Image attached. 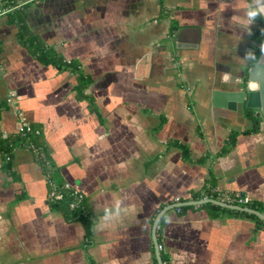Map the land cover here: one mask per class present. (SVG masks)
Returning <instances> with one entry per match:
<instances>
[{
    "label": "crops",
    "instance_id": "1",
    "mask_svg": "<svg viewBox=\"0 0 264 264\" xmlns=\"http://www.w3.org/2000/svg\"><path fill=\"white\" fill-rule=\"evenodd\" d=\"M251 3L0 0L15 7L0 16L1 131L18 132L21 114L40 128L57 179L85 192L95 218L87 241L84 224L49 200L33 151L17 148L8 163L0 150V264H160V215L163 264H264V228L252 218L164 211L219 190L264 206V120L245 103L234 110L214 99L243 90L264 54L263 45L254 61L264 16L249 26ZM29 37L77 70L42 63ZM248 109L261 120L255 133L244 132ZM118 201L128 210L102 225Z\"/></svg>",
    "mask_w": 264,
    "mask_h": 264
},
{
    "label": "trees",
    "instance_id": "2",
    "mask_svg": "<svg viewBox=\"0 0 264 264\" xmlns=\"http://www.w3.org/2000/svg\"><path fill=\"white\" fill-rule=\"evenodd\" d=\"M255 41H256V49H255V57L254 61L256 62L262 52V47L264 45V27L261 29L255 30L253 34ZM25 39V37H24ZM27 45L31 47V50L33 53L36 55V57L44 64H53L56 65L60 68H70L72 71L77 70V66L75 65V62L72 61L70 64L66 63L62 57H59L57 54H55L51 49L45 47L42 45L37 38L35 37H29L27 40ZM87 82L83 81L81 84L78 86L79 87V97H83L82 93L84 91V88L86 87ZM7 106L6 104H0V122H1V117H2V112L4 109H6ZM247 117L251 120V126L244 130L245 133H255L260 129V117L257 114H254L250 109L247 110L246 113ZM34 126V125H33ZM37 128L36 126H34ZM237 132L233 131L231 135L229 136L227 143L225 147L220 151L221 153H226L229 151L230 147H232L237 138ZM29 142H34L36 145L42 146L43 147V155L39 152L33 151L37 159L40 161V163L44 166L46 174L51 175L54 177L58 183H62L59 181L56 177L55 169L52 166V159L50 157V154L47 151V148L45 144L41 141V134L36 135L34 133H23V130H19L18 132L14 133H8L5 134L1 131L0 128V150L2 152L4 160H6L7 156H14V149L15 148H21L26 146ZM175 144H177L175 142ZM179 147L182 149L184 156L187 155L188 149L185 147L183 144H178ZM187 157V156H186ZM7 161V160H6ZM8 163L10 161H7ZM209 190V189H208ZM211 190V189H210ZM212 191H208V193L205 191V193H199V192H193L191 195V199L193 200H200L204 198L205 196H208L210 198L217 199L219 198L216 193H212ZM190 198L184 199L183 201H189ZM54 205L58 208H62L64 210H67L68 216L76 221H81L84 224L85 230H86V237L87 241L91 240L92 234H93V226L95 224V218L92 216V214L88 211L87 207L85 209H71L69 207V204L67 201H62V202H53ZM244 206V205H243ZM250 208L256 209L262 213H264V206L260 204L259 202H250L249 204L245 205ZM193 207H206L209 209H213L215 213L213 216H219L221 213L225 212H232L234 214H237L239 216H244L248 218H252L255 220L256 223V229H261L264 228V220H262L260 217L256 216L255 214H251L248 212L240 211V210H234L231 208L223 207L221 205L212 203V202H207L204 204H201L199 206H194V205H184L181 206L179 209V213L185 212L187 209L193 208ZM162 229V225L160 224V228L158 231ZM157 231V232H158ZM162 259L163 261H166V256L161 252ZM166 264V262H165Z\"/></svg>",
    "mask_w": 264,
    "mask_h": 264
},
{
    "label": "built area",
    "instance_id": "3",
    "mask_svg": "<svg viewBox=\"0 0 264 264\" xmlns=\"http://www.w3.org/2000/svg\"><path fill=\"white\" fill-rule=\"evenodd\" d=\"M15 7L13 6H7L5 8L0 9V16L8 13L9 11L14 10ZM66 63L70 64L73 60H64ZM13 99V94L9 96L7 99L8 102H11ZM23 114H21V129L23 130V133H34L36 135H40L42 133L40 128H35L32 123L26 121L23 117ZM8 134V133H5ZM24 148H27L28 150L39 152L43 155V147L36 145L34 142H29ZM17 148L14 149V152ZM13 156H7L6 160L11 161ZM47 184L49 186L48 191V198L52 202H62L67 201L69 204V207L71 209H85L87 207L88 198L85 192H83L80 188H78L76 185L71 184L70 182L64 181L62 183H58L57 180L52 177L51 175L46 176ZM218 199L222 202L228 203V204H235V205H247L251 202V199L248 196H243L240 192H229V191H221L218 192ZM204 198H210L208 196H205ZM176 202H180L181 198H176ZM180 207H176V211L179 212ZM160 228V224L157 227V230ZM163 245L159 244V250H163Z\"/></svg>",
    "mask_w": 264,
    "mask_h": 264
},
{
    "label": "water",
    "instance_id": "4",
    "mask_svg": "<svg viewBox=\"0 0 264 264\" xmlns=\"http://www.w3.org/2000/svg\"><path fill=\"white\" fill-rule=\"evenodd\" d=\"M263 60H264V54L261 55L259 58L257 64L250 69L249 71V79L247 81V85L243 90L237 91V92H227L225 94H222L221 92H217L215 94V103L227 105L229 109H237L238 103H245L247 108L253 109L255 112H259L261 117L264 120V75H261L260 71L263 68ZM250 82H258L260 85V88L258 91H251L249 89V83ZM220 99V100H219ZM220 101V102H219ZM243 196H246L245 193H242ZM207 202H212L218 205H221L223 207L236 209L244 212H248L251 214H255L256 216L260 217L262 220H264V213L250 208V207H243L240 205L235 204H228L225 202H222L217 199L213 198H202L200 200H191L186 202H176L170 206H167V208L164 209V211L173 209L176 207H181L184 205H201ZM160 216L155 220L154 223V239L157 246V257L160 264H163L161 251L159 250V242L157 239V227L160 224Z\"/></svg>",
    "mask_w": 264,
    "mask_h": 264
},
{
    "label": "clouds",
    "instance_id": "5",
    "mask_svg": "<svg viewBox=\"0 0 264 264\" xmlns=\"http://www.w3.org/2000/svg\"><path fill=\"white\" fill-rule=\"evenodd\" d=\"M264 16V0H252L247 12L245 13L246 22L249 26L253 25L258 18ZM251 56V54H249ZM224 79H228V75L225 74ZM260 85L258 82H250L249 89L251 91H258ZM128 209L122 207V202H116L114 209L106 208L104 215L100 218L101 224L112 222L116 218L120 217L122 212H126Z\"/></svg>",
    "mask_w": 264,
    "mask_h": 264
}]
</instances>
